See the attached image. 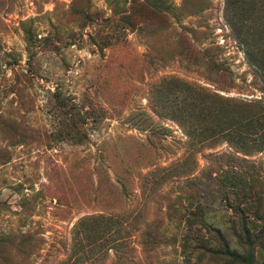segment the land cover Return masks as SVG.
Segmentation results:
<instances>
[{
	"label": "rangeland",
	"instance_id": "1",
	"mask_svg": "<svg viewBox=\"0 0 264 264\" xmlns=\"http://www.w3.org/2000/svg\"><path fill=\"white\" fill-rule=\"evenodd\" d=\"M235 2L0 0V264H264V0Z\"/></svg>",
	"mask_w": 264,
	"mask_h": 264
},
{
	"label": "trees",
	"instance_id": "2",
	"mask_svg": "<svg viewBox=\"0 0 264 264\" xmlns=\"http://www.w3.org/2000/svg\"><path fill=\"white\" fill-rule=\"evenodd\" d=\"M235 3H236L235 0H226V12H227V15H230V12L233 11L234 6H235ZM233 27H234V24H233ZM239 117L242 118V113L241 114L240 113L239 114L238 113H235L234 116L232 114H230V115H228V116L225 117V120H226L227 123L228 122H231V121L234 122V123L228 124V125H231L232 126L233 124H235L237 127H240L241 124H242V121L235 122V121H238V118ZM250 124H248V125L246 124V125L247 126H250Z\"/></svg>",
	"mask_w": 264,
	"mask_h": 264
}]
</instances>
